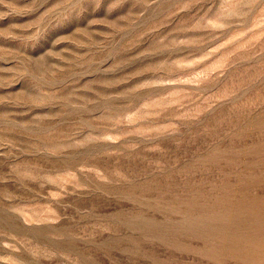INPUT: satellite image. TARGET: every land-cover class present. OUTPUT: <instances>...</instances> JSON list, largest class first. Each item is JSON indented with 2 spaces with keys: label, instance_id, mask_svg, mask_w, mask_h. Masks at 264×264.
Returning <instances> with one entry per match:
<instances>
[{
  "label": "rangeland",
  "instance_id": "374dc122",
  "mask_svg": "<svg viewBox=\"0 0 264 264\" xmlns=\"http://www.w3.org/2000/svg\"><path fill=\"white\" fill-rule=\"evenodd\" d=\"M263 231L264 0H0V264H264Z\"/></svg>",
  "mask_w": 264,
  "mask_h": 264
},
{
  "label": "bare ground",
  "instance_id": "6f19581e",
  "mask_svg": "<svg viewBox=\"0 0 264 264\" xmlns=\"http://www.w3.org/2000/svg\"><path fill=\"white\" fill-rule=\"evenodd\" d=\"M237 158H238V157H237ZM221 167H222V166H221ZM207 168H208V167H207ZM255 169H256V168H255ZM255 169H254V170H255ZM244 172H245V171H244ZM188 173H189V172H188ZM193 176H194V175H193ZM206 176H207V175H206ZM210 176H211V175H210ZM195 177H196V176H195ZM186 178H187V177H186ZM186 180H187V179H186ZM195 180H196V179H195ZM216 180H217V179H216ZM244 181H245V180H244ZM246 181H247V180H246ZM194 182H195V181H194ZM261 183H262V182H261ZM241 184H243V183H241ZM239 185H240V184H239ZM260 185H261V184H260ZM252 186H253V185H252ZM262 186H263V185H262ZM262 186H261V187H262ZM253 187H254V186H253ZM257 187H258V185H257ZM259 187H260V186H259ZM246 188H247V187H246ZM174 189H175V188H174ZM212 190H213V189H212ZM242 190H244V189H242ZM220 191H221V190H220ZM245 191H246V190H245ZM251 191H252V190H251ZM256 191H257V190H256ZM259 191H260V190H259ZM259 191H257V193H258ZM216 192H217V191H216ZM248 192H249V191H248ZM255 193H256V192H255ZM244 194H245V193H244ZM247 194H248V193H247ZM250 194H251V192H250ZM236 195H237V194H236ZM212 202H213V201H212ZM193 206H194V205H193ZM207 207H208V206H207ZM209 207H210V206H209ZM253 207H254V206H253ZM211 208H212V207H211ZM213 208H214V207H213ZM249 208H250V207H249ZM251 208H252V207H251ZM214 210H215V209H214ZM189 211H190V210H189ZM192 211H193V210H192ZM260 211H261V210H260ZM195 212H196V211H195ZM200 212H201V211H200ZM204 213H205V212H204ZM208 213H209V212H208ZM211 213H212V212H211ZM222 213H223V212H222ZM239 213H240V212H239ZM217 214H218V213H217ZM251 214H252V213H251ZM168 215H169V214H168ZM182 215H183V214H182ZM201 215H202V214H201ZM201 215H200V216H201ZM220 215H222V214H220ZM220 215H219V216H220ZM226 215H227V214H226ZM169 216H171V215H169ZM213 216H214V215H213ZM219 216H218V217H219ZM223 216H225V215H223ZM238 216H239V215H238ZM218 217H217V218H218ZM234 217H235V216H234ZM236 217H237V216H236ZM188 218H189V217H188ZM230 218H231V217H230ZM175 219H176V218H175ZM240 220H241V219H240ZM195 221H196V220H195ZM230 221H231V220H230ZM148 222H149V220H148ZM160 222H161V221H160ZM164 222H165V221H164ZM220 222H221V221H220ZM142 223H143V222H142ZM170 223H171V222H170ZM174 223H175V222H174ZM208 223H209V222H208ZM166 224H167V223H166ZM210 224H211V223H210ZM188 225H189V224H188ZM146 226H147V225H146ZM228 226H229V225H228ZM231 227H232V226H231ZM261 227H262V226H261ZM157 228H158V227H157ZM169 228H170V227H169ZM175 228H176V227H175ZM179 228H180V227H179ZM195 228H196V227H195ZM227 228H228V227H227ZM159 229H162V228H159ZM172 229H173V228H172ZM162 231H164V230H162ZM228 231H229V230H228ZM259 231H260V230H259ZM192 232H193V231H192ZM196 232H197V231H196ZM197 233H198V232H197ZM259 233H260V232H259ZM263 233H264V231H263ZM163 234H164V233H163ZM171 234H172V233H171ZM171 234H170V235H171ZM180 234H181V233H180ZM183 234H184V233H183ZM189 234H190V233H189ZM189 234H187V235H189ZM254 234H255V232H252L251 236L253 237ZM261 234H262V233H261ZM257 235H258V234H257ZM167 236H168V235H167ZM193 236H194V235H193ZM158 237H159V236H158ZM172 237H173V236H172ZM177 237H178V236H177ZM258 237H259V236H258ZM183 238L185 239V237H183ZM224 238H225V237H224ZM226 238H227V237H226ZM186 240H187V239H186ZM190 240H191V239H190ZM193 240H194V239H193ZM213 240H215V239H213ZM187 241H188V240H187ZM192 242H193V241H192ZM199 243H200V241H199ZM169 244H170V242H169ZM189 244H190V243H189ZM176 245H178V244H176ZM192 245H193V244H192ZM142 246H143V245H142ZM183 249H184V248H183ZM217 249H218V248H217ZM189 250H190V249H189ZM195 251H196V250H195ZM219 251H220V250H219ZM219 251H218V252H219ZM184 252H185V251H184ZM184 252H183V253H184ZM170 253H171V252H170ZM225 253H226V252H225ZM177 254H178V253H177ZM181 254H182V253H181ZM181 254H180V255H181ZM177 256H179V255H177ZM187 256H188V254H187ZM195 256H196V255H195ZM180 257H181V256H180ZM203 257H204V256H203ZM207 257H208V256H207ZM181 258H182V257H181ZM198 258H199V257H198ZM169 260H170V259H169ZM198 260H199V259H198ZM224 260H225V259H224ZM173 261H174V259H173ZM176 261H178V260H176ZM176 261H174V262H176ZM200 261H201V260H200ZM220 261H221V260H220ZM162 262H163V261H162ZM167 262H168V261H167ZM174 262H173V263H174ZM183 262H184V261H183ZM231 262H233V261H231ZM231 262H230V263H231ZM178 263H179V262H178ZM186 263H187V262H186ZM189 263H190V262H189ZM208 263H209V262H208ZM210 263H211V262H210ZM174 264H175V263H174ZM193 264H195V263H193ZM220 264H221V263H220ZM227 264H228V261H227ZM237 264H238V263H237Z\"/></svg>",
  "mask_w": 264,
  "mask_h": 264
}]
</instances>
